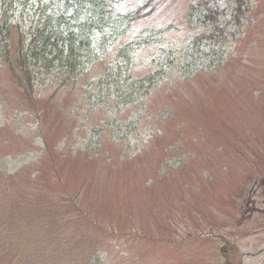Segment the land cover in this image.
Here are the masks:
<instances>
[{
	"label": "rangeland",
	"instance_id": "obj_1",
	"mask_svg": "<svg viewBox=\"0 0 264 264\" xmlns=\"http://www.w3.org/2000/svg\"><path fill=\"white\" fill-rule=\"evenodd\" d=\"M119 43L136 103L105 94L103 66H34L32 91L1 68L0 264H221L210 232L263 249L264 0H161Z\"/></svg>",
	"mask_w": 264,
	"mask_h": 264
},
{
	"label": "trees",
	"instance_id": "obj_2",
	"mask_svg": "<svg viewBox=\"0 0 264 264\" xmlns=\"http://www.w3.org/2000/svg\"><path fill=\"white\" fill-rule=\"evenodd\" d=\"M115 8L114 0H0V59L11 67L9 73L17 84L32 82L34 66L44 71L59 66L75 80L94 73L95 66H103L97 84L105 86V94L111 92L126 102L136 103L143 94V80L130 75L132 43H119L132 22L118 15ZM25 12L28 15L22 21L27 23L17 29ZM71 12L77 25L68 23ZM135 106L137 110L132 113L138 116L129 125L149 116L144 103ZM93 244L101 243L97 240ZM93 260L99 264L98 257L91 253L85 264H95Z\"/></svg>",
	"mask_w": 264,
	"mask_h": 264
},
{
	"label": "flooded vegetation",
	"instance_id": "obj_3",
	"mask_svg": "<svg viewBox=\"0 0 264 264\" xmlns=\"http://www.w3.org/2000/svg\"><path fill=\"white\" fill-rule=\"evenodd\" d=\"M226 240L227 239H225V241ZM224 252H225V254H224L225 256H224L223 264H242L243 257H245V256H248V258L249 257H251V258H255L256 257V255L254 253H246V254L242 255V258L241 257H236V256L233 257V255L230 254V250L227 249V248L224 250ZM235 252L237 254L238 249H235Z\"/></svg>",
	"mask_w": 264,
	"mask_h": 264
}]
</instances>
